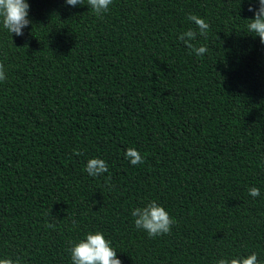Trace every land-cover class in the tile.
<instances>
[{"label":"trees","instance_id":"obj_1","mask_svg":"<svg viewBox=\"0 0 264 264\" xmlns=\"http://www.w3.org/2000/svg\"><path fill=\"white\" fill-rule=\"evenodd\" d=\"M26 3L22 36L0 22V259L71 264L68 249L101 232L121 264H264L258 0H113L102 17L87 0ZM189 14L210 26L192 41L203 56L178 39L198 32ZM92 158L108 172L89 176ZM152 201L171 234L135 227Z\"/></svg>","mask_w":264,"mask_h":264},{"label":"clouds","instance_id":"obj_2","mask_svg":"<svg viewBox=\"0 0 264 264\" xmlns=\"http://www.w3.org/2000/svg\"><path fill=\"white\" fill-rule=\"evenodd\" d=\"M87 3L97 16L102 17L103 14L109 11V6L113 3V0H87ZM66 4L76 7L82 5L83 0H66ZM258 4L259 8L255 10L254 19L248 20L247 29L249 32L254 33V36H258L260 43L264 44V0H258ZM248 11L252 12L254 9L249 7ZM28 14L29 4L26 3V0H0V22L11 35H23V29L31 23ZM188 20L194 22L198 32L189 29L182 32L178 39L184 42L191 52L197 56H203L208 49L205 46L196 47L192 41L196 40L198 35L207 38L210 26L204 19L195 14H189ZM5 80L4 65L0 63V82ZM74 154L79 156L81 153L77 151ZM125 157L133 166L144 163V159L134 148L127 149ZM85 171L89 176L99 177L108 172V165L102 159L92 158L87 161ZM248 192L253 198L260 195V190L256 187L249 188ZM132 216L135 218V227L144 230L149 238L171 234L172 225L175 223L169 213L155 201L148 203L143 208H135L132 211ZM45 227L55 229V225L52 223L46 224ZM68 251L71 255V264H121L110 241L105 239L101 232L88 233L84 239L74 244ZM0 264H20V261L19 259L4 258L0 259ZM215 264H258V257L256 253H252L246 258H221Z\"/></svg>","mask_w":264,"mask_h":264}]
</instances>
